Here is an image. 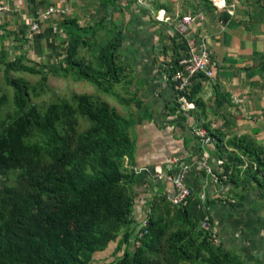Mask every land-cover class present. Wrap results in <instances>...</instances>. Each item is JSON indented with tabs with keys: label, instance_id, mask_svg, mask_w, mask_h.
<instances>
[{
	"label": "trees",
	"instance_id": "1",
	"mask_svg": "<svg viewBox=\"0 0 264 264\" xmlns=\"http://www.w3.org/2000/svg\"><path fill=\"white\" fill-rule=\"evenodd\" d=\"M117 3L100 0L105 14L97 22L82 24L74 17L59 16L61 57L57 64L31 58L25 37L14 32L13 57L0 50L2 77L12 88V93L0 89V264H100L95 255L111 245L116 247L114 260L105 264H243L239 256L224 251L221 243L214 245L212 236L217 234L204 231L193 218L188 203L191 189L180 204L167 200L171 192L155 193L145 225L141 222L136 229L132 227L135 175L128 169L134 163L132 116L88 92L58 96L48 103L38 100L49 91L53 74L86 81L99 91L114 93L126 104L116 85L129 81V66L122 53L129 31L124 21L118 23L108 11ZM127 3L123 12L135 0ZM208 3L214 7L210 0ZM227 3L230 6V0ZM170 26L174 28L175 53L160 73L165 72L176 90L180 108V95L193 103L187 110L196 112L195 121L215 143L220 172L215 173L209 164L210 171H200L217 184L248 181L264 186V145L248 134L226 138L205 122L208 104L202 98L201 81L214 75L197 74L184 89L173 79L182 70L179 61L188 47L186 38ZM210 58L216 72L211 54ZM256 70L264 75V53ZM21 73L40 78L32 83L26 77L12 76ZM229 99L228 92L216 87L213 116L224 117L221 109ZM195 121L189 129L194 138ZM195 140L204 146L200 139ZM201 162L195 160L193 168L198 169ZM181 163L188 171L192 168L185 160H178ZM172 166L171 162L168 167L176 173L178 168ZM170 170L167 173L172 174ZM136 230L142 235L138 237Z\"/></svg>",
	"mask_w": 264,
	"mask_h": 264
},
{
	"label": "crops",
	"instance_id": "2",
	"mask_svg": "<svg viewBox=\"0 0 264 264\" xmlns=\"http://www.w3.org/2000/svg\"><path fill=\"white\" fill-rule=\"evenodd\" d=\"M230 2L234 5L232 14L230 10H216L208 0H145L144 8L132 3L124 12L129 4L118 0L120 9L111 6L108 10L118 23L124 21L129 31L122 48L129 81L116 85V91L127 102L117 100L114 105L135 120L131 129L134 163L128 165L135 175L131 216L134 229L146 217L152 195L164 190L173 193L172 184L153 180L157 173L170 170L172 159L185 160L192 166L195 160L207 158L213 171L220 172L212 138L202 146L190 134L196 112H182L176 103V90L166 80L165 72L160 73L169 66L176 47L172 43L174 28L153 20L156 10H164L173 20L201 12L203 21L196 24L192 36L206 39L217 65L214 77L201 81L202 98L208 104L205 122L211 123V129L221 130L226 138L248 134L264 145V75L256 70L264 53V0ZM0 5L5 7L0 11V50L9 51L8 57H13L14 32L25 37V48L32 56L45 60L51 55L48 61L54 64L61 57L60 17L53 15L41 21L43 10L67 9V17L80 23L97 22L105 14L100 0H0ZM38 20L41 28L32 32L30 27ZM216 87L231 95L230 103L221 109L224 117L213 116L217 109ZM200 169L192 166L185 175V183L192 190L188 203L193 218L201 225L205 216L210 217L222 249L239 256L241 263L264 264V186L248 181L242 185L230 181L217 184Z\"/></svg>",
	"mask_w": 264,
	"mask_h": 264
},
{
	"label": "built area",
	"instance_id": "3",
	"mask_svg": "<svg viewBox=\"0 0 264 264\" xmlns=\"http://www.w3.org/2000/svg\"><path fill=\"white\" fill-rule=\"evenodd\" d=\"M212 5L216 7L217 10H230V14L233 11V5L228 6L227 0H210ZM137 6L144 8L145 0H135ZM5 7L0 5V11L4 10ZM67 9H59V8H49L43 10L41 14V21H48L53 15H66ZM153 20L158 23L166 24L168 26L172 25L175 27L177 33L184 36L186 38V43L188 47V52L185 56H182L179 61V66L182 67V70H179L174 74L173 79L179 80V88L184 89L186 86H189L192 82V78L197 74H205L206 76H213L215 74V65L211 61L210 58V50L207 45L206 39H196L191 37L190 35L193 33L194 27L196 24L200 23L203 20V15L201 12H197L195 15L187 14L181 17L177 16L175 20L171 19L165 14L164 10H156L155 14L153 15ZM41 28V22L38 20L33 21L31 25L32 31H38ZM207 61V64H205ZM179 102L181 103L182 109H190L193 107V103L186 100L183 95L178 97ZM192 134L195 138L200 139V142L205 144L209 142V137L206 135V131L204 128L200 126H194L192 129ZM171 162L174 164L172 168H178L176 173H173V170H170L172 174H160L157 173L155 177L159 181H163L165 183L172 184L173 186V193L172 195L168 196V201L174 204H180L190 195V188L185 183V173L188 171L189 167L184 165L183 163L177 164L178 159H172ZM220 163V162H219ZM207 160L202 159L200 163V168H207L210 171V168L207 166ZM145 222V221H142ZM145 223H142L144 225ZM201 228L204 231H209V233H214L213 228L208 216H205L201 221ZM213 244L219 245L220 240L216 235L212 236Z\"/></svg>",
	"mask_w": 264,
	"mask_h": 264
},
{
	"label": "rangeland",
	"instance_id": "4",
	"mask_svg": "<svg viewBox=\"0 0 264 264\" xmlns=\"http://www.w3.org/2000/svg\"><path fill=\"white\" fill-rule=\"evenodd\" d=\"M86 22L88 23L90 21L89 20H87V21L86 20H84V21L82 20V24L86 23ZM30 30H31V27H30ZM34 55H37V54H34ZM46 56L49 58L51 55H49V56L46 55ZM30 57L35 59V60H40L41 59L40 57L32 56V52L30 53ZM43 58H45V57H43ZM45 60H48V59H45ZM205 64H207V61H205ZM12 76L13 77H16V76L26 77L32 83H35L40 78L39 75H30V74H27V73L12 74ZM49 87H50L49 91L46 94L42 95V97H40L38 99L39 101H41V102H43V101L45 102L46 101L48 103L49 101L56 100L58 98V96L69 97L73 92H77V93H81V92L93 93V94L99 95L103 99L107 100L112 105H114L116 103V101H117L114 93H104L102 91L97 90V88L95 86L91 85L90 83H88L86 81H74L71 78L69 79V78H66V77H63V76H55V75L51 74L49 76ZM0 89L1 90H6L9 93H12V88L9 85H6L5 82H4V77H2L1 70H0ZM116 90H117V88H116ZM2 113H4V112H2ZM145 218H142V221H145ZM142 223H145V222H142ZM137 234H138L137 236L139 237V236L142 235V232H138L137 231ZM115 248H116L115 246L113 247L111 245L108 248V250H106V251H104L102 253L96 254L95 257H94V260H96L100 264H105V263L112 262L114 260V252H113V250ZM111 249H112V252L110 253Z\"/></svg>",
	"mask_w": 264,
	"mask_h": 264
}]
</instances>
